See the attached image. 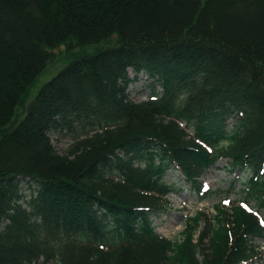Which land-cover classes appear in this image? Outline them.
<instances>
[{"label":"trees","instance_id":"16d2710c","mask_svg":"<svg viewBox=\"0 0 264 264\" xmlns=\"http://www.w3.org/2000/svg\"><path fill=\"white\" fill-rule=\"evenodd\" d=\"M61 45L96 49L26 100ZM129 67L155 99L128 98ZM51 131L73 134L66 153ZM223 158L264 211V0H0V264L252 259L264 226L239 203L196 211L179 238L153 226L169 169L202 200Z\"/></svg>","mask_w":264,"mask_h":264},{"label":"rangeland","instance_id":"374dc122","mask_svg":"<svg viewBox=\"0 0 264 264\" xmlns=\"http://www.w3.org/2000/svg\"><path fill=\"white\" fill-rule=\"evenodd\" d=\"M95 49L96 45L76 46L69 49H66L63 45L57 47L54 50L56 55L53 61L48 64L46 70L32 84L29 89V96H27L26 100L34 97L37 90L68 62L80 55L91 54ZM130 85L132 87L129 86V89H131L130 94H132V91L135 92V90L139 88H145L143 81H136ZM145 97L146 95L142 92L138 95H133L136 101L143 100ZM227 122V129H230L234 122V117L229 118ZM49 136L54 149L60 154L66 153L70 144L74 141L73 134L68 132L59 133L51 131ZM226 163V158L219 159L200 177L204 188L213 191V194L209 195L204 200H199L198 196L192 193L190 186L184 182L178 170L170 169L166 172L163 180L167 183H173L175 190L166 195L165 199L167 202L164 207L160 211H157L152 218L155 230L160 236L168 239L179 238L180 232L184 228L185 219L194 215L196 211H205L207 215L210 216L214 214V205L216 203L229 207L231 203L242 200L241 188L242 183L245 181V176H242L240 181L237 180V175L235 173H230L224 168ZM30 187L32 188L34 185H29L28 179L22 180L20 188L24 199L28 198L27 195L30 192ZM226 201L227 203H225ZM249 208L256 211L261 217L264 214V212L256 210L253 202L250 203ZM253 243L257 251L259 250V254L255 255L252 262H245L243 264H264V239L256 238ZM41 261L42 258L31 264H41ZM46 264L56 263L49 261Z\"/></svg>","mask_w":264,"mask_h":264},{"label":"snow or ice","instance_id":"6c2138e0","mask_svg":"<svg viewBox=\"0 0 264 264\" xmlns=\"http://www.w3.org/2000/svg\"><path fill=\"white\" fill-rule=\"evenodd\" d=\"M225 203H227V201Z\"/></svg>","mask_w":264,"mask_h":264}]
</instances>
